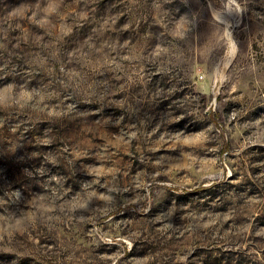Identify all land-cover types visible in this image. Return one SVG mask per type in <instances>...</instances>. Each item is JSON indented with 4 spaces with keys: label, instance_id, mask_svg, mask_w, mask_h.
Returning a JSON list of instances; mask_svg holds the SVG:
<instances>
[{
    "label": "rangeland",
    "instance_id": "obj_1",
    "mask_svg": "<svg viewBox=\"0 0 264 264\" xmlns=\"http://www.w3.org/2000/svg\"><path fill=\"white\" fill-rule=\"evenodd\" d=\"M0 264H264V0H0Z\"/></svg>",
    "mask_w": 264,
    "mask_h": 264
}]
</instances>
